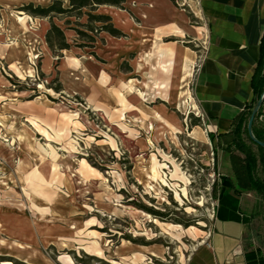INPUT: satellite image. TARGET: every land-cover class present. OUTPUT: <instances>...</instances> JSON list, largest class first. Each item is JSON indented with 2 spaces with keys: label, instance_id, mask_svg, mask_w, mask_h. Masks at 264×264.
I'll use <instances>...</instances> for the list:
<instances>
[{
  "label": "rangeland",
  "instance_id": "374dc122",
  "mask_svg": "<svg viewBox=\"0 0 264 264\" xmlns=\"http://www.w3.org/2000/svg\"><path fill=\"white\" fill-rule=\"evenodd\" d=\"M30 1L48 4L0 0V264H191L221 173L191 96L203 22L176 1L193 33L163 39L182 49L166 74L155 42L101 45L100 32L79 47L63 20L70 49L51 52L48 20L19 10Z\"/></svg>",
  "mask_w": 264,
  "mask_h": 264
},
{
  "label": "crops",
  "instance_id": "0c3cea01",
  "mask_svg": "<svg viewBox=\"0 0 264 264\" xmlns=\"http://www.w3.org/2000/svg\"><path fill=\"white\" fill-rule=\"evenodd\" d=\"M186 1L193 15L203 22L207 40L191 78L192 102L204 119L208 134L213 135L220 175L232 177L227 156L218 149L217 137L230 131L234 118L252 101V77L264 37V0ZM182 11L170 0H126L122 8L100 7L98 12L109 16L114 28L126 37L114 38L102 32L99 41L101 45L115 43L124 48L123 43L136 41L140 35L144 42H155L151 48L161 61V70L168 74L176 51L182 49L163 39H180L193 33ZM134 19L140 23L139 28ZM197 30L202 31L200 27ZM97 44L98 41L93 47ZM129 53L130 50L118 55ZM260 120L264 122V113ZM235 198L222 196L208 246L199 251L191 264H247V243L253 238L259 242L255 246L264 243V236H250V226L264 222L257 213L255 192L247 191Z\"/></svg>",
  "mask_w": 264,
  "mask_h": 264
},
{
  "label": "trees",
  "instance_id": "16d2710c",
  "mask_svg": "<svg viewBox=\"0 0 264 264\" xmlns=\"http://www.w3.org/2000/svg\"><path fill=\"white\" fill-rule=\"evenodd\" d=\"M126 0H49L48 5L40 6L33 3L22 5L19 10L27 15L47 19L49 28L45 33V43L51 52H62L70 49L64 30L54 23V19L63 20L67 29L76 32L79 47H93L97 41V33L105 32L114 38H124L125 34L114 28L111 18L98 12L100 7L122 8ZM176 4L177 0H170ZM86 18L84 24H78L81 29L69 28L70 18L76 20ZM260 59L252 77L253 98L233 120L230 131L217 137V146L227 156L232 177L220 175L213 185V197L219 202L215 217L221 205L222 196L228 195L229 200L247 191H253L258 199V214L264 216V148L253 143L247 134V121L264 92V37L260 44ZM60 92L61 89H57ZM264 113V105L260 107L252 123V133L256 140L264 142V122L260 117ZM198 125V124H194ZM212 142L213 135L207 134ZM216 155V150L213 151ZM216 160L215 158L213 159ZM154 217L165 220V214L148 210ZM247 264H264V243L255 246L253 242L245 246Z\"/></svg>",
  "mask_w": 264,
  "mask_h": 264
},
{
  "label": "water",
  "instance_id": "95a60500",
  "mask_svg": "<svg viewBox=\"0 0 264 264\" xmlns=\"http://www.w3.org/2000/svg\"><path fill=\"white\" fill-rule=\"evenodd\" d=\"M262 105H264V92H262L260 99L257 101L255 107L253 108V110L250 114V117H249L248 122H247V134L253 143L264 148V142H260V141L256 140L253 136V133H252V123H253L254 117Z\"/></svg>",
  "mask_w": 264,
  "mask_h": 264
}]
</instances>
